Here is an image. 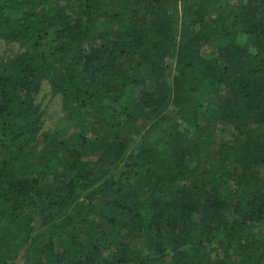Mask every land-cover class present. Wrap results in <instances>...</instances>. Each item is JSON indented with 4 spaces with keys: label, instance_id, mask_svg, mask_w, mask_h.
Returning a JSON list of instances; mask_svg holds the SVG:
<instances>
[{
    "label": "trees",
    "instance_id": "trees-1",
    "mask_svg": "<svg viewBox=\"0 0 264 264\" xmlns=\"http://www.w3.org/2000/svg\"><path fill=\"white\" fill-rule=\"evenodd\" d=\"M0 39V264H264V0H0Z\"/></svg>",
    "mask_w": 264,
    "mask_h": 264
},
{
    "label": "rangeland",
    "instance_id": "rangeland-1",
    "mask_svg": "<svg viewBox=\"0 0 264 264\" xmlns=\"http://www.w3.org/2000/svg\"><path fill=\"white\" fill-rule=\"evenodd\" d=\"M229 3V2H227ZM232 1V5H235ZM227 4L225 5V7ZM240 43H243V40H240ZM21 52L20 46L16 43H9L0 39V55L8 58L14 55H17ZM36 104L40 106V109L44 111L43 117V132L51 133L57 129L59 122L63 120L65 116L62 110V101L61 97L54 95L52 93L51 87L47 83H43L41 91L36 98ZM63 127L65 128V135H71L74 133V123L64 122ZM143 240L138 238L137 245L138 250L142 254H146L145 248L143 247ZM25 249L19 254L17 259H15V264H28L25 255Z\"/></svg>",
    "mask_w": 264,
    "mask_h": 264
}]
</instances>
